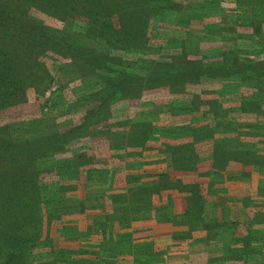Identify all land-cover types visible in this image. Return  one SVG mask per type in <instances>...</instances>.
Segmentation results:
<instances>
[{"label": "trees", "instance_id": "obj_1", "mask_svg": "<svg viewBox=\"0 0 264 264\" xmlns=\"http://www.w3.org/2000/svg\"><path fill=\"white\" fill-rule=\"evenodd\" d=\"M32 7L61 19H88L86 22L79 20L85 25L82 30L69 26L68 33L64 34L69 39L61 43H67L65 45L71 47L72 54L82 47L79 44H83L81 36L86 37L89 45V40L101 37L110 45L118 39L131 46L130 50L140 51L146 44L144 36L149 19L156 12L149 7L147 0H135V3L133 0H0V110L28 100L29 88L35 87L40 94H45L55 78L49 68L37 61L48 42L57 43L59 38L53 36L49 26L31 14ZM72 57L73 64H76L75 57L78 56ZM188 58L187 55L184 59L173 58L152 70L145 68L148 60L135 61L142 68H135V63L127 65L130 70L122 72L126 78L138 82L135 89L130 88L132 86L125 79L117 83H97L105 95L109 93L108 98L90 100L86 96L85 102L91 106L83 123L73 125L69 130H57L56 124L47 122L49 118L45 117L47 114L44 111L42 116L28 123V133L15 136L12 133L17 130L13 128L14 124L0 127V264H34L37 252L44 249L45 252L39 255L48 254L52 259L54 256L55 263L60 260L65 264H117L119 255H131L134 264H166L170 246L157 248L151 235L144 238L135 236L134 222L151 219L158 223L173 222L177 234L174 233L172 240L176 246L183 240L193 243V238L198 235L197 239L203 238L209 243L222 233H233L238 229L237 222L227 219L231 216L229 210L218 208L211 196L216 188H221L219 183L230 171L228 167L238 170V174L232 176L235 180L248 184L253 173L258 172L261 175L258 191L260 196H264V152L258 143L252 142V137H258V141L264 139V134L259 135L263 130L258 127L259 123H236L215 108L210 111L212 115L209 117L192 118L182 124L161 125L159 120L152 122L154 117L150 118V112L156 107L151 106L149 113L143 110L126 129L107 126L108 132L103 137L110 151L105 153L106 162L102 166H97L95 159L86 153L65 155L70 141L81 137L76 130L84 128L93 114H103L94 127H100L111 119L112 109L108 102L111 90L112 94L122 92V97L128 99H133L135 95L140 99L145 88L164 84L171 85L175 93L185 92L190 80L200 79L206 74L202 70L205 68L201 62L203 59L191 60L194 61L191 65L186 63ZM80 63L85 64L83 68L93 66L102 74L117 71L113 65L109 66L110 60L81 57ZM61 69L60 78L66 72H73L72 80L79 78L80 74L84 82L83 72H77L76 68ZM143 71L149 77L146 83L141 77ZM63 82L51 104L46 100L45 105H50V111L63 108L65 110L61 113L68 115L76 104L58 101L57 96L65 87ZM89 86L92 83L88 82ZM257 101L255 103L259 107L260 99ZM177 102L182 106L174 110L172 105ZM198 103L201 99L193 95L189 99H173L167 105L174 112L184 109L192 114L201 111ZM240 109L245 113L251 111L252 102H242ZM69 134L74 136L68 140ZM206 143L210 144L212 154L203 158L199 147ZM260 144L264 141L261 140ZM154 154H165L170 157V162L167 157L153 159L151 156ZM117 159H124L126 167L129 166V174L123 184L113 171ZM85 165L86 180L80 184L84 174L81 166ZM44 172L59 175L60 179H75L73 181L79 186L74 189L80 187L85 196H75V204L66 206L62 201L67 191L73 189L61 180L43 183L41 176ZM71 194H77V191ZM242 205L241 210L245 211L249 225L252 226L255 219L264 222V202L258 205L259 210L255 212L250 197H245ZM89 210L97 212L92 216L91 225L83 228L73 223L55 226L64 214L75 215L76 212L86 213ZM92 225L98 229L100 238L97 240L93 239ZM54 227L56 230L60 228L58 232L62 230V235L86 238L84 243L87 244L92 242L88 241L90 237L95 247L87 245L81 252L57 250L53 244ZM254 229L247 228V233L259 234V230L264 228ZM79 254L82 255L79 257ZM85 255L88 256L81 257ZM243 255L246 254L235 247H230L227 253L230 259L239 260Z\"/></svg>", "mask_w": 264, "mask_h": 264}, {"label": "rangeland", "instance_id": "obj_2", "mask_svg": "<svg viewBox=\"0 0 264 264\" xmlns=\"http://www.w3.org/2000/svg\"><path fill=\"white\" fill-rule=\"evenodd\" d=\"M133 2L135 3V0ZM147 3L156 12L155 14L153 13L154 17L152 16L149 19L146 37L144 36L146 44L143 49L140 51L130 50L131 46L129 47L126 43L118 41V39L113 40L116 41L114 45H110L107 40L101 37L96 38L95 41L89 40V45L86 37L81 36L83 44H79L82 47L79 51L76 50L74 54L70 51L71 47L65 45L67 43H61L68 38V35L64 36V34L68 33L67 28L69 26L82 30L85 25L80 21L86 22L88 19L86 17H78V20L72 18L61 19L32 7L31 14L49 26L53 36L59 38L57 43L55 41L48 42L49 44L42 50L44 53L40 54L39 61H37L45 68H49L55 74V78L45 90V94H40L35 87L29 88L28 100L16 106L0 110V127L14 124L13 128L17 130L11 132L15 136L28 133V123L32 121L31 119L42 116L44 111L47 114L45 117L49 118L47 122L51 121L56 124L57 130H69L71 126L83 123V118L91 106L85 102L86 96H89L90 100L108 98L107 95L109 93L105 95L106 93L97 83L108 81L117 83L125 79L127 84L132 86L130 88H134L138 82L134 79L126 78L122 72L123 70H130L127 65L132 66L135 63L137 64L135 68H142V65L135 61L148 60L149 62L145 65V68L146 70L149 68L152 70L163 64V62L167 63L173 58L184 59L185 55H187L189 56V62L186 63L191 65L194 64V61L191 60L203 59L201 62H203L205 68L202 70L206 74L200 79L190 80L185 89L186 93H175L171 89V85L164 84L160 87L145 88L144 95L140 99L131 92L134 97L133 99H128L122 97V92L118 91L112 94L113 90H111L110 100L108 101L112 109L111 119L103 122L100 127H94L99 118L103 117V114H93L92 119L84 124V128L76 130V134L81 135V137L70 141L65 155L73 156L86 153L91 155L92 159H95L97 166H102L106 162L105 153L110 151L108 142L103 137V134L108 132L107 126L112 129H126L129 127L130 121L133 120L134 122L143 110L149 113L148 110L151 106L156 107V109H153L155 111L150 112L152 114L150 118L154 117L152 122L155 123L159 120L161 125L165 123L182 124L189 122L192 118L209 117L212 115L210 111L218 108L221 113L228 115L226 116L227 119L236 123L252 122L255 125L261 124L258 127L263 130L259 135L264 134V0H165V2L162 0H147ZM139 25L142 26V24ZM73 55L78 56L77 58L75 57V60L78 61L76 64H73ZM81 57L110 60L111 65L109 64V66L113 65L117 71L102 74L93 66L88 67L89 69L83 68L85 64L80 63ZM61 68L67 70L76 68L77 72H83L84 82H82L80 74L78 75L79 78L72 80L73 72H66L62 80L59 77L60 71H62ZM146 74L144 71L141 74L145 83L149 81V77ZM62 81H64L63 85L65 87L61 94L57 96L58 101L70 104L75 103L76 105L75 109H69L72 110L68 115L67 113L63 115L61 112L65 109L60 108L59 116V111L56 108L50 111V105H45V101L48 100L49 104H51L54 94ZM88 82L92 83V86L87 87ZM120 90H122V87ZM193 95L201 99V103L197 104L201 111L190 114L186 110L181 109L179 112H174V110L182 106V103H174L172 105L174 110H171L167 105L173 99L184 100L186 98L189 99ZM257 99H260L259 107L255 103L258 102ZM242 102H252V110L247 113L243 112L240 109ZM144 103L145 106L143 105ZM90 134H94V136ZM73 136V134H69L67 139L69 140ZM252 138H254L252 142L258 143L260 149L262 147L264 152V144H260L261 140L264 141V139L258 141V137ZM199 148L203 158L211 156L212 149L210 144H202ZM167 158L170 162V157ZM117 160L115 166L112 165L113 171L116 172V178L120 180V184H123L124 180H127L129 166L126 167L124 159ZM164 165L167 166L166 162ZM86 168L87 165L81 166V172L84 174L80 184H83L86 180ZM228 170L230 171L219 183L221 188L214 190L211 199L218 204V208H227L229 210L231 216L227 217V219L237 222L236 226L238 229L233 233H222L209 243L204 241L202 237V239H197L198 235L197 238H193L195 242L189 243V245L196 246L195 249H191L194 252L191 251L188 256L189 258L208 256L207 264H264V229H261L262 231L259 230V234L252 233L251 235L247 233V228L249 227L252 228V231L255 230L254 227L264 228V222L255 219L254 224L252 226L249 225L248 221H246L245 211L241 210L245 197L251 198L253 212L258 211V205L264 202V196H260L257 185L261 175L258 172L253 173L252 181L248 184L249 182L238 181L232 177L238 174V170L230 167H228ZM41 178L43 183L61 180L70 189H73L67 191V196L62 201L66 206L70 204L71 207L75 204V196L81 195L82 198L85 196V191L80 187L79 189H74L78 185V182L73 181L75 179H69L68 177L60 179L59 175L56 176L51 172H44ZM74 191H77V194L72 195L71 193ZM94 213L97 212L89 210L86 213L76 212L75 215L64 214L55 226L60 227L63 223H73L79 224L83 228L92 224ZM172 223H160V226L155 229L161 234L168 233L170 228H174ZM92 227L93 239L97 240L100 238L98 229L94 225ZM179 228L182 227L180 226ZM59 229L53 228L55 249H70L81 252V249L87 248V245L91 248L92 246L95 247L92 238L89 237L88 241L90 242L91 240L92 242L87 244V242L84 243L86 238L62 235V230L58 232ZM159 240L158 238L157 242ZM187 242V240H183L177 245L178 248L188 247ZM161 246L159 245L157 248H164ZM230 247L240 248L246 255L241 256L239 260L230 259L227 256ZM42 252H45V249L37 252L34 264H65L60 260L55 263L53 261L55 259L54 256L52 259L47 256L48 254L39 255ZM80 255L82 254H79V257ZM86 256L88 255L81 257ZM124 256L126 255H119L116 262L118 263L120 259L128 260ZM172 256V253L168 254L169 258ZM90 257H94V255H90Z\"/></svg>", "mask_w": 264, "mask_h": 264}, {"label": "crops", "instance_id": "obj_3", "mask_svg": "<svg viewBox=\"0 0 264 264\" xmlns=\"http://www.w3.org/2000/svg\"><path fill=\"white\" fill-rule=\"evenodd\" d=\"M151 157L153 159H156V158H164L167 156H165V154H162V155L154 154ZM158 226H160V223H158L155 219L136 221V222H134V225H133V227L135 229L134 230L135 236H137V237L143 236V238H144L145 236L151 235L152 239L153 238L155 239L157 246L162 245L164 248H166V247L168 248L170 245L172 246V247H169V248H171L169 250V254L172 253L173 256L168 259V262L166 264H207L208 263V256H199V257L189 258L188 255L191 253V251H192L191 249H195L196 245H189L188 244V247L187 246L186 247L185 246L180 247L181 249H179L178 246L174 245V240H172V236L174 235V233L177 234V231L175 230V228H173V229L170 228L168 233L161 234L160 232H158L155 229L156 227L158 228ZM147 228H150V230H148ZM143 229H145V230L143 231ZM158 238L160 240L157 242ZM160 241H165V242H160ZM182 248H184V250H182ZM192 252H194V251H192ZM124 258H126V259L128 258V260L125 261L123 259H120L117 264H134V260H133V257L131 255H129V256L126 255V256H124ZM123 261H125V262H123Z\"/></svg>", "mask_w": 264, "mask_h": 264}]
</instances>
